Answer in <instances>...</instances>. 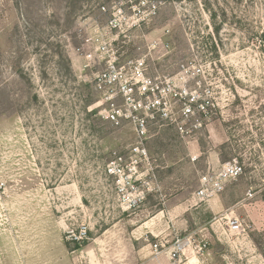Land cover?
<instances>
[{
    "label": "rangeland",
    "instance_id": "rangeland-1",
    "mask_svg": "<svg viewBox=\"0 0 264 264\" xmlns=\"http://www.w3.org/2000/svg\"><path fill=\"white\" fill-rule=\"evenodd\" d=\"M129 1L0 0V264H141L190 236L207 248L180 264H264V0H148L155 15L112 31ZM97 36L122 63L147 55L148 75L211 101L207 115L183 132L153 122L142 141L102 119L103 66L83 55ZM234 160L243 175L199 200L201 177Z\"/></svg>",
    "mask_w": 264,
    "mask_h": 264
},
{
    "label": "built area",
    "instance_id": "built-area-1",
    "mask_svg": "<svg viewBox=\"0 0 264 264\" xmlns=\"http://www.w3.org/2000/svg\"><path fill=\"white\" fill-rule=\"evenodd\" d=\"M129 2L131 6L128 10L124 9V2L113 9L108 21L112 31L121 33L126 27H140L147 18L156 14V5L149 6L148 0H130ZM135 2L138 6H135ZM102 10L107 11L106 7H102ZM103 38V36H97L85 41L87 45L92 46L93 51L83 53L87 62L98 61L103 66L101 70L92 72L90 79L93 89L101 96L98 107L101 108L99 114L102 119L113 126L129 124L133 127L136 137L142 141L146 138L147 131L153 122L176 123L179 131L183 132L182 122L185 119L194 117L196 113L207 115L211 101L199 103L198 95L188 93L186 88L177 91L171 80L159 81L149 76L146 65L147 55H139L122 63L119 52L114 48L118 41H110L111 39L105 41ZM89 66L90 63L87 67ZM182 100L184 101L177 108L176 104ZM178 115L182 119L180 122L176 117ZM132 154H134L133 157L138 158L137 156H145L147 153L145 149L137 146L132 149ZM119 158L122 160V157ZM132 162L138 163V160ZM129 170H136V166L129 167ZM241 175H243L241 164L237 160L229 162L216 174H206L201 177L196 197L201 201L209 199L220 193L227 181L236 180ZM225 218L228 220L226 227L230 233H241V222L238 218L231 216ZM88 235V228L83 225L77 232L72 231L70 238L74 243H80L88 239ZM192 246L193 251L201 255L204 254L207 243H200L192 236L178 238L171 243H156L153 245V257L166 253L172 264H175L182 260Z\"/></svg>",
    "mask_w": 264,
    "mask_h": 264
},
{
    "label": "crops",
    "instance_id": "crops-1",
    "mask_svg": "<svg viewBox=\"0 0 264 264\" xmlns=\"http://www.w3.org/2000/svg\"><path fill=\"white\" fill-rule=\"evenodd\" d=\"M152 255H154L153 253V249H152ZM54 264H59V263H54ZM70 264H74V263H70ZM141 264H172L169 255L166 253L160 254L157 257H152L150 259H146L144 261L141 262ZM175 264H180V261L176 262Z\"/></svg>",
    "mask_w": 264,
    "mask_h": 264
},
{
    "label": "trees",
    "instance_id": "trees-1",
    "mask_svg": "<svg viewBox=\"0 0 264 264\" xmlns=\"http://www.w3.org/2000/svg\"><path fill=\"white\" fill-rule=\"evenodd\" d=\"M259 41H260V44L262 45V47L264 48V31H262V33L259 35ZM243 173H244V168H243ZM75 244L76 245H75V248L74 249H80L81 247L86 246L87 245V242H86V240H84V241H82L80 243H75Z\"/></svg>",
    "mask_w": 264,
    "mask_h": 264
}]
</instances>
